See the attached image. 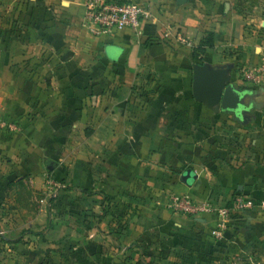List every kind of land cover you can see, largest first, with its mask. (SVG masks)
<instances>
[{
    "label": "crops",
    "instance_id": "crops-1",
    "mask_svg": "<svg viewBox=\"0 0 264 264\" xmlns=\"http://www.w3.org/2000/svg\"><path fill=\"white\" fill-rule=\"evenodd\" d=\"M84 1L0 0V264H264V71L243 73L264 58V0H132L140 28L98 37ZM193 63L255 106L195 99ZM235 192L254 206L220 239L216 215L168 206Z\"/></svg>",
    "mask_w": 264,
    "mask_h": 264
},
{
    "label": "built area",
    "instance_id": "built-area-1",
    "mask_svg": "<svg viewBox=\"0 0 264 264\" xmlns=\"http://www.w3.org/2000/svg\"><path fill=\"white\" fill-rule=\"evenodd\" d=\"M150 12L145 6L132 0L118 2L116 0H85L82 25L92 36H110L124 29L138 30L141 19L149 18ZM180 43L191 45L190 41L182 36H177ZM264 71V58L259 67L253 70H244V77L254 79L256 74ZM53 187H61L50 181ZM168 206L177 213L198 215L213 214L218 218L217 226L211 230V235L220 239L223 236L227 219L235 214L248 210L254 206L250 198L241 193H235L229 206H218L209 201H195L185 194H174L170 197ZM264 207V204H262Z\"/></svg>",
    "mask_w": 264,
    "mask_h": 264
},
{
    "label": "water",
    "instance_id": "water-1",
    "mask_svg": "<svg viewBox=\"0 0 264 264\" xmlns=\"http://www.w3.org/2000/svg\"><path fill=\"white\" fill-rule=\"evenodd\" d=\"M182 3L184 0H178ZM192 93L194 98L208 108L225 113H234L239 119L254 107L253 91L236 88L223 70L211 69L206 63H193ZM249 98L246 102L245 99ZM195 178L192 170L187 169L181 176L184 183Z\"/></svg>",
    "mask_w": 264,
    "mask_h": 264
},
{
    "label": "trees",
    "instance_id": "trees-1",
    "mask_svg": "<svg viewBox=\"0 0 264 264\" xmlns=\"http://www.w3.org/2000/svg\"><path fill=\"white\" fill-rule=\"evenodd\" d=\"M118 2H122L125 0H116ZM213 33L212 32H206L204 36L200 39L199 43L196 46L192 47V58L194 60H201L203 54L206 52L208 48H211L213 46ZM239 193V192H235Z\"/></svg>",
    "mask_w": 264,
    "mask_h": 264
}]
</instances>
